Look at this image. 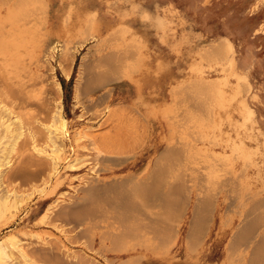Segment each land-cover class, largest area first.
Here are the masks:
<instances>
[{
  "label": "rangeland",
  "instance_id": "374dc122",
  "mask_svg": "<svg viewBox=\"0 0 264 264\" xmlns=\"http://www.w3.org/2000/svg\"><path fill=\"white\" fill-rule=\"evenodd\" d=\"M8 31L0 264H264L238 221L252 204L234 198L241 165L198 150L223 145L239 161L240 143L245 178L264 169V0H0V38ZM58 112L61 138L50 133ZM219 183L227 196L198 229L191 205ZM189 226L201 230L193 243Z\"/></svg>",
  "mask_w": 264,
  "mask_h": 264
},
{
  "label": "bare ground",
  "instance_id": "6f19581e",
  "mask_svg": "<svg viewBox=\"0 0 264 264\" xmlns=\"http://www.w3.org/2000/svg\"><path fill=\"white\" fill-rule=\"evenodd\" d=\"M145 11H148V10H145ZM149 12V11H148ZM123 25V24H122ZM122 25H120V26H122ZM117 26V25H116ZM123 26H125V25H123ZM126 27V26H125ZM160 29V28H159ZM3 31V30H2ZM94 31H95V34L94 35H96V34H99V31H98V29H94ZM127 31H129L128 29H127ZM4 32V31H3ZM9 33L8 34H6L7 36H5V37H1L0 38V45L2 46V49L4 50V51H6V50H8L9 52H11V50H12V33L10 32V31H8ZM164 32V31H163ZM93 35V36H94ZM131 37H132V34H131ZM136 37V36H135ZM139 38V37H138ZM16 39V38H15ZM139 40H140V38H139ZM226 41V40H225ZM140 42V41H139ZM217 43V42H216ZM215 43V44H216ZM138 45L140 44V43H137ZM219 42L217 43V46L216 45H211V48H209V50H210V52H211V50H212V46L214 47V46H216L217 47V50L219 49ZM224 43H221V41H220V46L222 47V45H223ZM137 45V46H138ZM62 46V45H61ZM224 46V45H223ZM225 46H226V48H227V52H228V50H230L231 49V46H230V43L228 42V41H226L225 42ZM63 47H66V44H64V46ZM135 47V46H134ZM208 47H210L209 45H208ZM220 47V48H221ZM223 48V47H222ZM225 48V47H224ZM223 48V49H224ZM223 49H219V50H223ZM127 50V49H126ZM135 50V49H134ZM213 50H215L214 48H213ZM138 51H139V48H138ZM225 51V52H226ZM216 51H213V53L214 54H219V53H215ZM219 52H221L222 53V51H219ZM225 52L223 51V53L225 54ZM135 53H136V51H135ZM207 53V52H206ZM220 53V55H222ZM114 54V53H113ZM119 54H120V52H119ZM118 54V55H119ZM100 56V55H99ZM108 56V55H107ZM133 56H135V55H133ZM226 56V55H225ZM136 57H137V55H136ZM135 57V58H136ZM1 59V58H0ZM92 59V58H91ZM109 59V58H108ZM137 59H135V62H137L136 61ZM98 62V61H97ZM227 62H230V64H229V66L231 65V61H230V59H227ZM101 64V63H100ZM120 64V63H119ZM116 65V64H115ZM97 67V66H96ZM115 67V66H114ZM111 68V67H110ZM84 69V68H83ZM86 69V68H85ZM106 70V69H105ZM194 70V69H193ZM65 71H66V69H65ZM121 71V70H120ZM197 73V72H196ZM95 74V73H94ZM103 74V73H102ZM112 74V73H111ZM2 75V74H1ZM0 75V76H1ZM4 75V74H3ZM27 75V74H26ZM101 76V75H100ZM118 76H120V74L118 75ZM117 76V77H118ZM4 77H5V75H4ZM103 76H101V78H102ZM106 77V76H105ZM203 77V76H202ZM3 79V78H2ZM100 79V78H99ZM103 79V78H102ZM224 81H226V80H224ZM3 82V81H2ZM6 83H9V82H7V81H5ZM4 82V84H6ZM197 82V81H196ZM201 82H203V81H201ZM200 82V84H196V83H194L195 84V87L197 86V88H195V89H197V90H199L200 88H202V87H200V88H198L200 85L201 86H205V88L206 89H208V87H206V85H205V82L204 83H201ZM208 82V81H207ZM15 83V82H14ZM13 83V84H14ZM210 83V82H209ZM18 84V83H17ZM97 84V83H96ZM204 84V85H203ZM210 84H212V83H210ZM238 84H240L239 86H241V89H243V88H245V83L242 81V80H239V82H238ZM9 85V84H8ZM21 84H19V86H20ZM23 85V84H22ZM2 86H4V85H2ZM6 87H8L7 86V84L5 85ZM18 86V88H20ZM194 85H192V88H194L193 87ZM208 86V85H207ZM172 87V86H171ZM18 88H16V89H18ZM24 88V87H23ZM87 88V87H86ZM209 88H210V86H209ZM215 88V87H214ZM20 89H22V88H20ZM5 90V89H4ZM7 90V89H6ZM213 90V89H212ZM18 91H20V90H18ZM171 91H172V89H171ZM170 91V92H171ZM181 91V90H180ZM200 92H202L201 91V89L199 90ZM24 92V91H23ZM26 92V91H25ZM78 92V91H77ZM204 92V91H203ZM207 93V92H206ZM4 94V93H3ZM7 94V93H6ZM19 94H20V92H19ZM21 94H25V93H22L21 92ZM5 95V94H4ZM11 95V94H10ZM17 95V94H16ZM208 95V94H207ZM13 96V95H12ZM22 96V95H21ZM25 96V95H24ZM27 96H28V94H27ZM217 96H219V94L217 93ZM232 96V95H231ZM224 99V98H223ZM24 101H26V100H24ZM11 102V101H10ZM4 104V103H3ZM221 104L222 103H220V106H221ZM219 106V105H218ZM224 106V105H223ZM223 106H221V107H223ZM47 109H48V107H47ZM244 109V108H243ZM10 111V110H9ZM191 111V110H190ZM197 111V110H196ZM27 112V111H26ZM206 112V111H205ZM200 113V112H199ZM248 113V112H247ZM20 114V113H19ZM204 114V113H203ZM202 114V115H203ZM213 114V113H212ZM39 115V114H38ZM200 115V114H199ZM217 115H218V113H217ZM246 115H248V114H246ZM25 118V117H24ZM28 118V117H27ZM29 119H30V117H29ZM23 121V120H22ZM24 121L26 122V119H24ZM29 121H31V120H29ZM25 122H23V123H25ZM28 122V121H27ZM175 122V121H174ZM28 124V123H27ZM216 124V123H215ZM25 125V124H24ZM29 125V124H28ZM31 125V124H30ZM52 125V124H51ZM65 126V121H64V118L60 115V113L58 112V117H57V122L55 123V124H53V129H50V133H54L57 137H62L63 135H64V129H63V127ZM23 127V126H22ZM28 127V126H27ZM32 127V126H31ZM214 127V126H213ZM7 128H8V125H7ZM6 128V129H7ZM36 128V127H35ZM39 128V127H38ZM218 130V129H217ZM24 131V130H23ZM37 132H38V130H37ZM43 132V131H42ZM26 134H27V132H26ZM203 135V134H202ZM22 136V135H21ZM27 136V135H26ZM249 138V137H248ZM250 139V138H249ZM16 141V140H15ZM24 141V140H23ZM29 141V140H28ZM219 142H221V140L219 141ZM30 144V143H29ZM36 144V143H35ZM174 144V143H173ZM230 144H232V143H230ZM184 145H185V143H184ZM184 145H182V146H184ZM187 145H188V143H187ZM205 146L203 147L202 145H201V147H198V150H201L202 152H205V153H207L208 154V152H209V155L208 156H212V157H217V158H221L222 160H224L225 161V165L227 166V167H229V168H231L232 170H235V168L237 167V165H243V162H246L247 161V157L244 155V154H246L245 152H247V151H245V148H243V145H240V143L239 144H237V145H235L234 146V149L236 150L235 152H236V154H235V156L236 157H238L239 158V161H232V157H233V155L231 154L232 153V150H230V152H226L225 150H223L222 149V147H223V145H219L218 147H215V146H208V148L206 147V144H204ZM245 145V144H244ZM167 146V145H166ZM192 146H193V144H192ZM191 146V147H192ZM171 147V146H170ZM227 147V146H226ZM166 148H168V147H166ZM172 148H173V146H172ZM181 148V147H180ZM249 148V147H248ZM251 148V147H250ZM169 149V148H168ZM231 149V148H230ZM233 149V150H234ZM254 149V148H253ZM252 149V150H253ZM166 150V149H165ZM179 150V149H178ZM182 150V149H181ZM186 150H187V148H186ZM229 150V149H228ZM247 150V149H246ZM255 150H256V148H255ZM164 151V150H163ZM168 151V153H170L169 152V150H167ZM172 151V150H171ZM257 151H258V149H257ZM25 152V151H24ZM165 152V151H164ZM184 152V151H183ZM251 152V151H250ZM166 154V153H165ZM162 155V154H161ZM168 155V154H167ZM174 155V154H173ZM232 155V156H231ZM252 155V154H251ZM160 156V155H159ZM184 156V155H183ZM255 156V155H254ZM259 156V155H258ZM161 157V156H160ZM159 157V158H160ZM164 157H165V155H164ZM170 157H172V156H170ZM169 157V158H170ZM163 158V157H162ZM184 159V158H183ZM251 159V158H250ZM165 160H167V159H165ZM235 160V159H234ZM168 161V160H167ZM250 161V165L253 163H251V160H249ZM256 161V160H255ZM255 161H254V163H255ZM262 161H264V160H261V162ZM169 162V161H168ZM187 162H189V161H187ZM198 162V161H197ZM155 163V162H154ZM153 163V164H154ZM260 163V162H259ZM157 164V163H156ZM263 164V163H262ZM185 165V164H184ZM187 165V164H186ZM157 167V166H156ZM207 167V166H206ZM205 167V168H206ZM220 167V166H219ZM255 167V166H254ZM168 168V167H167ZM187 168H188V166H187ZM186 168V169H187ZM195 168V167H194ZM199 168V167H198ZM202 168V167H201ZM263 168H264V166H263ZM156 169V168H155ZM161 169V168H160ZM245 169V168H244ZM260 168H256V170H255V173H256V176L255 177H253L254 178V180H253V182L254 183H252V186L254 187V189H257V190H259V191H263L264 190V169H262L261 171H257V170H259ZM157 170V169H156ZM231 170V171H232ZM193 171H196L195 169L193 170ZM157 172V171H156ZM186 172V171H185ZM191 172V171H190ZM199 173H200V171H198ZM150 173V172H149ZM168 173V172H167ZM241 173V172H240ZM151 174H153V173H151ZM156 174V173H155ZM155 174H153V175H155ZM192 174V173H191ZM202 174V173H201ZM159 175H160V173H159ZM204 175V174H203ZM253 175V174H252ZM255 175V174H254ZM150 176V175H149ZM186 176H188V175H186ZM189 176H191V175H189ZM199 176H201V175H199ZM198 176V177H199ZM157 177V176H156ZM161 177V176H160ZM202 177V176H201ZM200 177V178H201ZM144 178V177H143ZM149 178V177H148ZM145 179H146V177H145ZM156 179V178H155ZM160 179V178H159ZM199 178H197V180H198ZM202 179V178H201ZM186 180V179H185ZM184 180V181H185ZM196 180V181H197ZM204 181H205V179H203ZM202 180V181H203ZM149 181H151V180H149ZM154 181H158V180H154ZM153 181V182H154ZM161 181V180H160ZM172 181V180H171ZM201 181V182H202ZM138 182H140V181H138ZM167 182V181H166ZM186 182H187V180H186ZM198 182H199V180H198ZM143 183V182H142ZM149 183V182H148ZM156 183V182H155ZM160 183V182H159ZM118 184V183H117ZM116 184V185H117ZM124 184V183H123ZM173 184V183H172ZM181 184V183H180ZM186 184V183H185ZM196 184V183H195ZM241 184V183H240ZM244 184V183H243ZM149 185V184H148ZM152 185V184H151ZM174 185H175V182H174ZM197 185V184H196ZM201 185V184H200ZM202 185H203V183H202ZM170 186V185H169ZM181 186V185H180ZM179 186V187H180ZM186 186V185H185ZM211 186V185H210ZM242 186V185H241ZM227 187V186H226ZM143 187H141V190H143L142 189ZM157 188V187H156ZM159 188V187H158ZM157 188V189H158ZM161 188V187H160ZM169 188V187H168ZM176 188H177V186H176ZM185 188V187H184ZM137 189V188H136ZM148 190H149V188H147ZM157 189H156V191H157ZM192 189V188H191ZM166 190V189H165ZM168 190H170L171 191V189H168ZM177 190H178V188H177ZM215 190V189H214ZM213 189H212V191L215 193V191H214ZM244 190V189H243ZM136 191V190H135ZM138 191H140L139 189H138ZM145 191H146V189H145ZM198 191H199V187H198ZM144 192V191H143ZM167 192V191H166ZM166 192H165V194H166ZM181 192V191H180ZM179 192V193H180ZM212 192V193H213ZM160 192H158V194H159ZM168 193H169V191H168ZM172 193V192H171ZM174 193V192H173ZM178 193V195H176L177 197H175V199H178V196L180 195ZM181 193H183V192H181ZM185 193V192H184ZM187 193V192H186ZM185 193V194H186ZM202 193V192H201ZM138 194V193H137ZM154 194V193H153ZM152 194V195H153ZM177 194V193H176ZM184 194V195H185ZM188 194V193H187ZM196 194V193H195ZM217 194V193H216ZM216 194H213V196L211 197V196H207V194H206V196H202V197H200V196H198L197 197V199L196 200H198L199 201V199L202 201V203H201V201H199L200 203H196V204H200V206L201 207H199L198 205H194V204H192L191 205V207L193 208V209H191V213H194L193 211H194V207L195 208H199L200 210H201V213H199V218H201V225L200 224H197L199 227H197L198 229H200V227L202 228L203 227V224H204V222L208 219V215L210 216V211H212V201H211V199L212 198H214V195H216ZM181 195H183V194H181ZM205 195V194H204ZM261 195V194H260ZM83 196V195H82ZM136 196V195H135ZM155 196V195H154ZM154 196H153V198H154ZM189 196V195H188ZM188 196H186L184 199L185 200H182V197L183 196H180V200H182V201H180V202H183V203H181L183 206L182 207H184V206H187L186 205V203H184V201H186V199H187V201H188ZM197 196V195H196ZM223 196V195H222ZM225 196V195H224ZM249 196V195H248ZM86 196H84L83 198H85ZM88 197V196H87ZM139 197V196H138ZM141 197V196H140ZM143 197V196H142ZM163 197V196H162ZM169 198L171 197V195L170 196H168ZM240 197V196H239ZM94 198H95V196H94ZM123 198V197H122ZM129 198V197H128ZM149 198V197H148ZM150 198H151V195H150ZM166 197L164 196V200H165V203H166V199H168V198H166ZM172 198V197H171ZM170 198V199H171ZM193 198V197H192ZM199 198V199H198ZM241 198V197H240ZM125 199V198H124ZM126 199H127V197H126ZM172 199H174V198H172ZM171 199V200H172ZM215 199V198H214ZM163 200V201H164ZM170 200V201H171ZM194 201V202H198V201ZM258 200H261V202H257V203H255V205H252L251 204V207L253 206V208H254V210H252L251 211V209H253V208H251L250 209V211H251V220H248V221H246L243 225H241L242 226V228H245V226L247 225V223H248V228L251 230L252 228H254V226H255V224L256 223H260L259 221H261L263 218H264V216H262L261 214H263L264 212H262L261 213V210H260V212L258 211V209H260V205H261V203H262V198H260V199H258ZM176 201H178V200H176ZM135 202V201H134ZM167 202H169L168 200H167ZM174 201H172V202H169V204H167V205H165V206H162V211L163 212H167V209H168V213H170L169 212V210H171V206H169L168 207V205H172V203H173ZM160 204H161V202H159ZM158 203V204H159ZM174 204V203H173ZM245 204V203H244ZM114 205V204H113ZM128 206V205H127ZM98 207V206H97ZM257 207V208H256ZM261 207H263L264 208V206H263V204L261 205ZM142 208V207H141ZM170 208V209H169ZM262 208V209H263ZM185 209V208H184ZM90 210V209H89ZM160 210V211H161ZM182 210H183V208H182ZM198 210V209H197ZM130 211V210H129ZM180 211V210H179ZM209 211V212H208ZM264 211V210H263ZM90 212V211H89ZM163 212H160V213H163ZM172 212V211H171ZM176 212V211H175ZM196 209H195V214H190V216H194V215H196L197 216V214H196ZM207 212H208V214H207ZM257 212H259V213H257ZM149 213V212H148ZM152 213V212H151ZM168 213H166V215L168 214ZM110 214V213H109ZM165 215V216H166ZM245 215V214H244ZM264 215V214H263ZM116 216V215H115ZM154 215H152V217H153ZM163 216V215H162ZM161 216V217H162ZM239 216V215H238ZM261 216L263 217L262 219H261ZM169 217H170V215H169ZM239 217H241V216H239ZM243 217V216H242ZM167 218V217H166ZM165 218V219H166ZM173 218V217H172ZM192 218V217H191ZM193 218H197L198 219V217H193ZM245 218V217H244ZM153 219V218H152ZM162 219V218H161ZM168 220L170 219V218H167ZM194 219H192V221H193ZM246 220H247V218H246ZM128 221V220H127ZM142 221V220H141ZM151 221H153V220H151ZM155 221H156V219L154 220V222L153 223H155ZM159 221H163V220H159ZM170 221H172V220H170ZM194 221H196V220H194ZM157 222V221H156ZM164 222V221H163ZM125 223V222H124ZM147 223V222H146ZM160 223V222H159ZM262 223V222H261ZM162 224V223H161ZM167 225H168V223H166ZM257 224V225H258ZM149 225V224H148ZM155 225V224H154ZM259 225H261V224H259ZM258 225V226H259ZM138 226V225H137ZM156 226V225H155ZM154 226V227H155ZM139 227V226H138ZM157 227V226H156ZM190 228H189V233H190V235H191V239H192V241L190 240V238H189V240H190V242H192L193 243V238L194 237H196V236H193V235H197L201 230H199L197 233L196 232H194V231H196V230H194L195 228H196V226L195 227H192V226H189ZM256 228H257V226H255ZM261 227V226H260ZM259 227V228H260ZM173 228V227H172ZM196 228V229H197ZM256 228H254V230L256 229ZM126 229V228H125ZM167 229H168V227H167ZM193 231H192V230ZM161 230V229H160ZM166 230V229H165ZM190 230H191V232H190ZM243 230V229H242ZM241 230V231H242ZM125 231V230H124ZM137 231H138V229H137ZM169 231V230H168ZM187 231H188V229H187ZM252 231V230H251ZM256 231V230H255ZM264 231V230H263ZM262 231V232H263ZM195 233V234H193V233ZM188 233V234H189ZM236 233V232H235ZM238 233V232H237ZM122 234H123V232H122ZM154 234V233H153ZM168 234V233H167ZM188 234H187V236H188ZM193 234V235H192ZM252 234H254V232L252 233ZM263 234H264V232H263ZM263 234H261V235H263ZM189 235V236H190ZM234 235H236V234H234ZM233 235V236H234ZM260 235V234H259ZM258 235V236H259ZM186 236V237H187ZM233 236H232V238H233ZM254 236V235H253ZM118 237V236H117ZM128 237V236H127ZM185 237V238H186ZM193 237V238H192ZM117 239V238H116ZM259 239H260V236H259ZM262 239H264L263 238V236L261 237V239H260V241L262 242L263 240ZM120 241V240H119ZM258 242V237H257V241L255 242V243H257ZM261 242H259V244H261V245H263V243H264V241L261 243ZM191 243V244H192ZM3 246V245H2ZM264 246V245H263ZM2 250V249H1ZM17 254V253H16ZM17 256V255H16Z\"/></svg>",
  "mask_w": 264,
  "mask_h": 264
},
{
  "label": "crops",
  "instance_id": "0c3cea01",
  "mask_svg": "<svg viewBox=\"0 0 264 264\" xmlns=\"http://www.w3.org/2000/svg\"><path fill=\"white\" fill-rule=\"evenodd\" d=\"M176 82H178V80L176 81ZM137 93L139 94V92L137 91ZM167 145V144H166ZM164 146L163 147V150L165 151V153L166 154H168V151L167 150H169V151H171V149L168 147V145L167 146ZM166 147H168V148H166ZM166 149V150H165ZM162 150V151H163ZM163 151V152H164ZM109 159V158H108ZM247 163L246 162H243V165L241 164V166H240V168H239V171L241 172V173H239V177H237V178H239V179H237V183H238V187L236 188V191H235V195H234V198H250V200L252 201V205H255V203H257L258 201L259 202H261V200H258V199H260V198H262V203H261V205L263 204V206H264V190L263 191H259V190H257V189H254V187L252 186V184L249 182V180L247 179V178H245V175H244V168H246L247 167ZM230 170H232L231 168H229ZM238 176V175H237ZM243 177H244V179H243ZM233 179L234 180V174L231 176V177H229V178H227V183H228V181H229V179ZM253 182V181H252ZM241 183V184H240ZM244 183V184H243ZM221 184L219 183L218 184V191H217V194H216V197H215V200H214V202H213V204H212V206H213V210L214 209H216L217 208V206H218V204L220 203L218 200V198H226V189H224L222 186H220ZM242 185V186H241ZM180 187H184V185H181ZM244 189V190H243ZM261 194V195H260ZM223 195V196H222ZM225 195V196H224ZM249 195V196H248ZM240 196V197H239ZM197 198V197H196ZM193 199V198H192ZM195 199V198H194ZM261 205H260V209H258V211L260 212V210H261V213L262 212H264L263 210H264V208L263 207H261ZM251 208H253V206L251 207ZM257 208V207H256ZM263 208V209H262ZM252 210H254V208L253 209H251V211ZM250 211V212H251ZM259 212H257V213H259ZM264 214V213H263ZM263 214H261L262 216H264ZM239 216H241V217H239L238 218V221H239V225L241 226V225H243L246 221H248V220H250V218H251V216L248 218V220H246V216H247V214L245 213V215H244V213H241V212H239ZM243 216V217H242ZM261 216V219L263 218ZM245 217V218H244ZM260 223L259 224H261V225H259L258 223H256L255 224V226H257V228L254 226V228H256L255 230H254V228H252L251 230H250V233H251V237H252V240L251 241H253L254 243L257 241V237H258V242L257 243H255V244H258V245H261V244H259V242H261L260 241V239H261V237L263 236V238H264V234H263V230H264V218L261 220V221H259ZM262 222V223H261ZM243 223V224H242ZM259 226H258V225ZM261 226V227H260ZM260 227V228H259ZM263 231V232H262ZM254 232V234H252ZM260 234V235H259ZM261 234H263V235H261ZM254 235V236H253ZM260 236V239H259V236ZM263 241H264V239H262ZM262 241V242H263ZM261 242V243H262ZM263 245H264V243H263Z\"/></svg>",
  "mask_w": 264,
  "mask_h": 264
}]
</instances>
